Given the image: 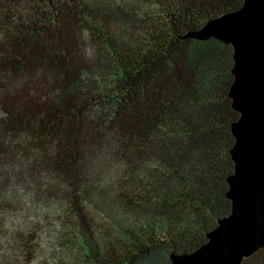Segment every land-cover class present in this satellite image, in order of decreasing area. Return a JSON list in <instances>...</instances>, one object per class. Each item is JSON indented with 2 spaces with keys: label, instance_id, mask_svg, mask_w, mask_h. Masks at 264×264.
Wrapping results in <instances>:
<instances>
[{
  "label": "trees",
  "instance_id": "16d2710c",
  "mask_svg": "<svg viewBox=\"0 0 264 264\" xmlns=\"http://www.w3.org/2000/svg\"><path fill=\"white\" fill-rule=\"evenodd\" d=\"M242 2L0 0V219L39 210L29 264H170L230 213L233 48L188 34Z\"/></svg>",
  "mask_w": 264,
  "mask_h": 264
},
{
  "label": "water",
  "instance_id": "95a60500",
  "mask_svg": "<svg viewBox=\"0 0 264 264\" xmlns=\"http://www.w3.org/2000/svg\"><path fill=\"white\" fill-rule=\"evenodd\" d=\"M188 35L232 46L228 95L239 116L231 124L234 170L226 192L231 211L197 249L170 254V264H240L264 249V0H243L238 9L209 19Z\"/></svg>",
  "mask_w": 264,
  "mask_h": 264
},
{
  "label": "rangeland",
  "instance_id": "374dc122",
  "mask_svg": "<svg viewBox=\"0 0 264 264\" xmlns=\"http://www.w3.org/2000/svg\"><path fill=\"white\" fill-rule=\"evenodd\" d=\"M28 212L21 213L19 212L16 215H6L3 219H0V264H29V259L31 255H25L23 250L16 249V231H21L26 229L25 226L33 225V221L37 219L39 210L37 207L32 206L31 204L27 206ZM24 222V226L20 224ZM23 226V228H22ZM46 236V237H45ZM48 233L43 234V241L41 240L40 253L39 256L48 254L49 252V238ZM45 237V239H44ZM31 264H42L40 259H36Z\"/></svg>",
  "mask_w": 264,
  "mask_h": 264
}]
</instances>
